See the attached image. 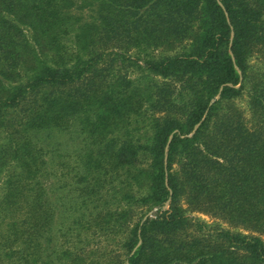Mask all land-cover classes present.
<instances>
[{
    "label": "trees",
    "instance_id": "1",
    "mask_svg": "<svg viewBox=\"0 0 264 264\" xmlns=\"http://www.w3.org/2000/svg\"><path fill=\"white\" fill-rule=\"evenodd\" d=\"M0 264H264V0H0Z\"/></svg>",
    "mask_w": 264,
    "mask_h": 264
},
{
    "label": "rangeland",
    "instance_id": "2",
    "mask_svg": "<svg viewBox=\"0 0 264 264\" xmlns=\"http://www.w3.org/2000/svg\"><path fill=\"white\" fill-rule=\"evenodd\" d=\"M77 23H79V21H77ZM253 62L258 64L259 66H262V61L257 56L254 58ZM243 105L245 106V103ZM166 207L168 208L169 206H166ZM153 213L154 212L152 211L150 214H153ZM188 214L192 218H196V219H199L201 221H205V222H207L209 224H214L215 222H218V219L212 217L211 215H208V214H205V213H202V212H199V211H194V212L188 211ZM221 225L225 226V227H228V224L225 223V222H221Z\"/></svg>",
    "mask_w": 264,
    "mask_h": 264
}]
</instances>
